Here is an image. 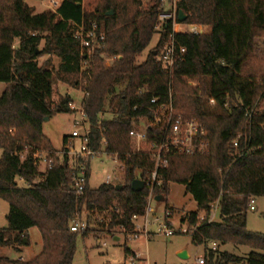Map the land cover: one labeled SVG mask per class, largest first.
Here are the masks:
<instances>
[{"label": "trees", "instance_id": "obj_1", "mask_svg": "<svg viewBox=\"0 0 264 264\" xmlns=\"http://www.w3.org/2000/svg\"><path fill=\"white\" fill-rule=\"evenodd\" d=\"M101 1V8L87 11L83 0H61L55 10L36 13L24 0H0V82L5 84L0 95V198L8 203L0 246L18 249L32 227L42 240L33 259L0 257V264H72L79 234L86 236L92 228L113 237L115 229L130 233L133 215L146 209L148 191H133L131 183L147 180L154 162L146 151L136 152L128 132L150 123L169 97L184 118L204 126L208 145L204 154L170 155L167 166L157 171L155 195L165 200L169 183L183 184L196 203V210L181 218L189 231L194 229L187 233L194 244L249 249L245 256L209 249L203 264H264V232L246 225L250 199L264 197V51L256 53V43L264 41V0H177L176 16L179 11L186 15L182 23L207 29L173 32L168 20L142 62L138 57L158 31L162 0ZM91 23L104 34L105 46L88 53L73 31L75 25L89 28ZM171 35L185 52L165 73L158 57ZM45 55L58 58V66H49V60L39 64ZM112 56L120 58L106 65L104 58ZM57 81L83 92L91 146H103L125 163L121 182L96 188L87 182L81 196L70 187L78 161L68 162L69 135L56 150L43 132L46 117L73 112L71 96L56 90ZM154 97L157 102L151 104ZM152 130L147 146L159 140ZM37 153L53 156L54 164L40 171ZM217 199L218 220H199ZM83 211L87 229L72 232L70 225ZM124 253L132 254L128 248Z\"/></svg>", "mask_w": 264, "mask_h": 264}, {"label": "rangeland", "instance_id": "obj_2", "mask_svg": "<svg viewBox=\"0 0 264 264\" xmlns=\"http://www.w3.org/2000/svg\"><path fill=\"white\" fill-rule=\"evenodd\" d=\"M29 6H32L34 12L44 10H55L61 0H24ZM162 11L160 15L170 16L172 26L177 31L187 29L186 23L178 22L176 16V5L174 0H162ZM101 0H83V6L87 11H92L96 8H101ZM204 31L207 29L203 27ZM160 32L157 31L148 47L138 57V62L145 60L147 52L152 49L158 42ZM264 51V41L259 40L256 43V53L262 54ZM49 60V66L56 68L59 59L55 56H42L38 59V63L42 64ZM190 84H193L191 82ZM5 88V84L0 82V95ZM56 90L63 95H70L72 105L79 107L83 92L79 87H73L70 84L62 81L55 82ZM75 114L58 113L51 119L45 120L43 124L44 134L51 140L52 145L56 150L61 148V139L64 135H69L72 129ZM2 150L0 149V157ZM44 166L40 165L39 170L43 171ZM88 184L91 188H96L104 183L106 177H110V181L118 183L123 180V171L119 169L118 161L110 158L104 152H101L97 157L93 158L89 167ZM20 185H23L19 181ZM254 209L247 213L246 225L248 230L253 232H264V197L254 198ZM154 214L159 220H165V210L170 212L168 217L169 225L173 230L179 227H186L181 222V218L189 211L196 210V203L189 194L185 193L184 185L180 183H169V192L165 200H154L152 202ZM168 208V209H167ZM8 213V203L0 198V228L6 227V215ZM86 212L83 211L80 219L86 220ZM215 220H218L216 215ZM93 227V224H92ZM93 229V228H92ZM89 231L86 236L77 237L76 251L72 264H196L198 257H203L209 251L210 242L203 244H194L191 236L186 233H176L166 236L163 234H153L149 237L140 236L139 238H130L128 235L119 232L115 229V239L109 233H95ZM155 232V226L152 227ZM28 241V242H27ZM27 241L24 242L18 249L11 246H0V257L11 260L28 261L37 256L42 249V240L37 228L28 229ZM128 248L133 254L125 256L124 250ZM220 251H228L235 255L245 256L249 251L244 246H234L231 244L220 245ZM181 251H186L188 257L182 259L178 256ZM139 256V257H135Z\"/></svg>", "mask_w": 264, "mask_h": 264}, {"label": "built area", "instance_id": "obj_3", "mask_svg": "<svg viewBox=\"0 0 264 264\" xmlns=\"http://www.w3.org/2000/svg\"><path fill=\"white\" fill-rule=\"evenodd\" d=\"M174 1L176 5L177 0ZM168 20H171L172 22L170 16L167 17L159 14L158 23L155 27L156 30L160 31L161 26ZM203 27V25L187 24L186 30L193 34H198L204 31ZM172 29L173 32L177 31L173 28V26ZM73 36L79 41L80 47L88 53H90L94 47L103 48L105 46L104 34L97 33L95 31L94 23H91L89 28H86L83 25H75ZM184 52L185 48L179 46L171 35L158 57L162 64L163 72L169 73L174 60L176 58H180ZM118 58H120V56L107 57L104 58V62L106 65H109L113 60ZM157 99L158 98L155 97L151 98L150 103L155 104ZM211 103L212 101H210V104ZM70 108L73 110L75 118L69 134L68 150L65 153L68 157L69 164H72L73 161H78L76 167L78 170L75 174H73L70 187L77 195L81 196L83 195L86 183L88 182L86 171L89 170L91 160L97 157L101 152H104L105 154L106 152L103 146L99 149H94L91 146V131L87 120V114L82 108V99L79 107L74 106L71 103ZM149 129H153V136L155 138H159V140H154L147 146L145 142L148 139ZM128 136L131 139V142L135 144V150L137 153L146 151L151 156L154 162V170L152 171L150 177L143 181L144 187L148 190L145 197L147 203L146 209L142 215H133V229L127 235L130 238L136 239L140 236L149 237L155 233L166 236H170L176 233V231L186 234L192 233L194 229L189 231L187 227H179L177 230H173L169 225L168 217L170 212L167 210L164 212L166 219L159 220L154 214L152 202L156 200L157 197L154 193L155 187L160 183L157 181V171L159 168L167 166L170 155H194L196 153L204 154L206 152L208 142L205 138L206 130L204 126L195 119L184 118L181 113L174 108L171 97H169V100L162 102L157 106L150 123L146 124L141 122L129 130ZM236 145L237 144L234 143V146ZM55 155L62 156L63 154L57 152ZM107 156L115 161H118L119 169L123 171L125 163L119 160L116 154H107ZM37 157L39 159V166H44L43 170H45V168H50L54 164V157L47 156L46 153H37ZM105 183H111L109 176L106 177ZM253 203L254 198H251L249 203L250 210L254 209ZM218 206L219 199L211 202L208 205L207 212H202L198 219H206L207 223L214 221L218 212ZM153 226H155V232L152 230ZM86 229L87 222L86 220H81L80 216L76 217L70 225V230L72 232H83ZM217 248V243L210 242L209 249L216 250ZM135 257L139 256L135 255ZM195 262L196 264H203L204 258L198 257Z\"/></svg>", "mask_w": 264, "mask_h": 264}, {"label": "water", "instance_id": "obj_4", "mask_svg": "<svg viewBox=\"0 0 264 264\" xmlns=\"http://www.w3.org/2000/svg\"><path fill=\"white\" fill-rule=\"evenodd\" d=\"M112 13H113L112 10L109 11V12H107V14H112ZM185 19H186V15H185L182 11H179V13H178V18H177L178 22L182 23V22L185 21ZM47 119H48V118L46 117L45 120H47ZM117 188H119V186H117ZM131 188H132L133 191H140V190H142V189L144 188V182H143L142 180H140V179H134V180L132 181V183H131ZM156 200H161V196H157V197H156ZM115 239H118V238L115 237ZM26 241H27V240L24 239V242H26ZM178 256H179L180 258H182V259H186V258L188 257L186 251H181V252H179V253H178Z\"/></svg>", "mask_w": 264, "mask_h": 264}, {"label": "crops", "instance_id": "obj_5", "mask_svg": "<svg viewBox=\"0 0 264 264\" xmlns=\"http://www.w3.org/2000/svg\"><path fill=\"white\" fill-rule=\"evenodd\" d=\"M133 254V253H132ZM134 255V254H133Z\"/></svg>", "mask_w": 264, "mask_h": 264}]
</instances>
